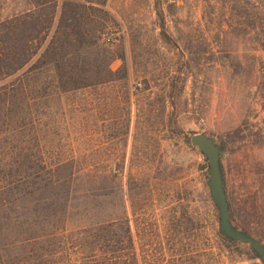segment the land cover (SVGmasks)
I'll list each match as a JSON object with an SVG mask.
<instances>
[{"label": "rangeland", "instance_id": "obj_1", "mask_svg": "<svg viewBox=\"0 0 264 264\" xmlns=\"http://www.w3.org/2000/svg\"><path fill=\"white\" fill-rule=\"evenodd\" d=\"M67 2L92 44L61 35ZM33 8L0 0V20ZM253 21L251 0H59L26 102L20 73L3 82L17 89L0 135V264H264L222 236L207 157L190 143L201 132L223 146L235 222L264 243Z\"/></svg>", "mask_w": 264, "mask_h": 264}, {"label": "trees", "instance_id": "obj_2", "mask_svg": "<svg viewBox=\"0 0 264 264\" xmlns=\"http://www.w3.org/2000/svg\"><path fill=\"white\" fill-rule=\"evenodd\" d=\"M238 2H240V0H237V3ZM31 3L34 6L32 11H27L20 16H13L11 18L0 20V135L8 133L12 126L13 105L17 89L15 82H9L8 84L3 82L20 73L22 75L20 78V81H22L20 84L22 99L26 102V99L28 98V90L26 89L27 79L34 70L43 67L48 62L47 57L52 49L50 45L56 44L53 38L48 44L46 42L54 23L59 0H31ZM49 5L54 8L52 12L53 15L48 12L49 10L47 8H45ZM65 7L66 9L61 10L60 19H62V23L60 22L59 25L60 30H62L61 35L65 34L66 37L71 39L74 36L82 35L81 41L84 42L83 46L87 43L92 44L94 41L87 38L88 33H82V24L79 20L82 19L83 16H81L78 10L80 5L67 2ZM251 8L254 19L252 28L257 35L263 36L261 39H258V44L259 49L264 51V0H251ZM67 18L72 20L78 19L79 22L76 25H74L73 22L69 24L67 22L65 23ZM66 28L71 29L66 30ZM34 57H37V59L31 65ZM256 60L257 66L264 64L263 55L256 56ZM219 145L223 148L221 144ZM206 167L209 169L210 179V167L208 161ZM221 169L224 178L222 158ZM225 189L227 192L226 185ZM229 210L230 219L233 225L249 233L248 230L240 227L235 222L230 201ZM220 232L222 236L229 241H237L227 237L221 230ZM256 257L258 256L256 255ZM78 264H117V262L111 257L104 256L99 259L93 255L85 257Z\"/></svg>", "mask_w": 264, "mask_h": 264}, {"label": "water", "instance_id": "obj_3", "mask_svg": "<svg viewBox=\"0 0 264 264\" xmlns=\"http://www.w3.org/2000/svg\"><path fill=\"white\" fill-rule=\"evenodd\" d=\"M190 143L198 147L208 159L210 195L219 209L220 230L231 239L249 244L255 254L264 262V243L254 235L234 226L230 219L228 194L221 169L224 149L217 143L215 137L201 132L192 134Z\"/></svg>", "mask_w": 264, "mask_h": 264}, {"label": "built area", "instance_id": "obj_4", "mask_svg": "<svg viewBox=\"0 0 264 264\" xmlns=\"http://www.w3.org/2000/svg\"><path fill=\"white\" fill-rule=\"evenodd\" d=\"M104 40L106 41V42H112V37L111 36H107V35H105L104 36Z\"/></svg>", "mask_w": 264, "mask_h": 264}]
</instances>
